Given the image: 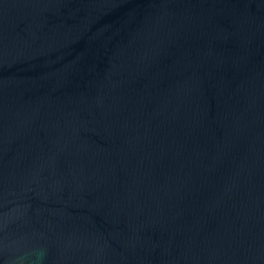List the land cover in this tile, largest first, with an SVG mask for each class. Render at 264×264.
Returning a JSON list of instances; mask_svg holds the SVG:
<instances>
[{
  "label": "water",
  "instance_id": "1",
  "mask_svg": "<svg viewBox=\"0 0 264 264\" xmlns=\"http://www.w3.org/2000/svg\"><path fill=\"white\" fill-rule=\"evenodd\" d=\"M0 264H264V0H0Z\"/></svg>",
  "mask_w": 264,
  "mask_h": 264
},
{
  "label": "clouds",
  "instance_id": "2",
  "mask_svg": "<svg viewBox=\"0 0 264 264\" xmlns=\"http://www.w3.org/2000/svg\"><path fill=\"white\" fill-rule=\"evenodd\" d=\"M39 255H40V256H42V255H43V253H40Z\"/></svg>",
  "mask_w": 264,
  "mask_h": 264
}]
</instances>
